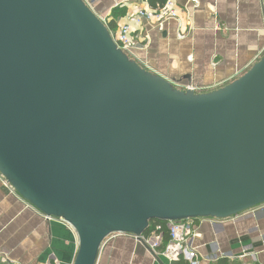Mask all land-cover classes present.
Returning <instances> with one entry per match:
<instances>
[{
  "label": "water",
  "instance_id": "water-1",
  "mask_svg": "<svg viewBox=\"0 0 264 264\" xmlns=\"http://www.w3.org/2000/svg\"><path fill=\"white\" fill-rule=\"evenodd\" d=\"M0 173L76 230L74 264L152 221L264 204V55L209 92L132 59L84 0H0Z\"/></svg>",
  "mask_w": 264,
  "mask_h": 264
},
{
  "label": "crops",
  "instance_id": "crops-1",
  "mask_svg": "<svg viewBox=\"0 0 264 264\" xmlns=\"http://www.w3.org/2000/svg\"><path fill=\"white\" fill-rule=\"evenodd\" d=\"M84 1L110 31L130 23L135 47L128 55L184 90L219 89L264 55V0H175L178 18L161 27L156 19H134L139 8L162 7L159 0ZM194 222L201 236L191 245L199 264H264V204L227 219ZM161 225L165 243L168 228ZM78 249L72 225L41 213L0 173V264H74ZM96 264L190 263L169 261L134 235L117 233L105 239Z\"/></svg>",
  "mask_w": 264,
  "mask_h": 264
},
{
  "label": "built area",
  "instance_id": "built-area-1",
  "mask_svg": "<svg viewBox=\"0 0 264 264\" xmlns=\"http://www.w3.org/2000/svg\"><path fill=\"white\" fill-rule=\"evenodd\" d=\"M144 18L148 20L156 19L160 27L164 24V21L178 18L175 0H166L162 7L156 9L139 8L134 19L140 23ZM111 34L118 46L125 52L128 53L135 47L133 28L130 23L120 25L117 31H111ZM189 89L194 90V88ZM8 185L15 191L9 183ZM47 217L51 219L54 218L52 216ZM194 221L195 219H187L166 222L169 239L165 243L163 226L161 224H157L151 232L145 233L140 237H135L153 254L160 255L169 261L185 259L190 264H199L198 253L191 245V239L201 236L195 229ZM1 258L2 254L0 253V259Z\"/></svg>",
  "mask_w": 264,
  "mask_h": 264
},
{
  "label": "trees",
  "instance_id": "trees-1",
  "mask_svg": "<svg viewBox=\"0 0 264 264\" xmlns=\"http://www.w3.org/2000/svg\"><path fill=\"white\" fill-rule=\"evenodd\" d=\"M160 1V5L162 6V5H164V3L166 2V0H159ZM110 29V28H109ZM164 224V223H166V222H164V221H152L151 222V226H150V228H149V230L146 232V233H149L155 226H156V224ZM179 260H181V259H179ZM178 261V260H177Z\"/></svg>",
  "mask_w": 264,
  "mask_h": 264
}]
</instances>
